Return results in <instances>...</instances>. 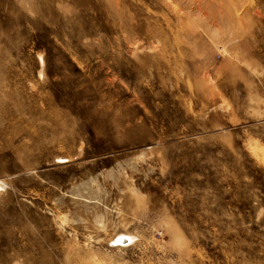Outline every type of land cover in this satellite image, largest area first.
<instances>
[{
  "label": "rangeland",
  "instance_id": "rangeland-1",
  "mask_svg": "<svg viewBox=\"0 0 264 264\" xmlns=\"http://www.w3.org/2000/svg\"><path fill=\"white\" fill-rule=\"evenodd\" d=\"M0 264H264V0H0Z\"/></svg>",
  "mask_w": 264,
  "mask_h": 264
},
{
  "label": "bare ground",
  "instance_id": "bare-ground-1",
  "mask_svg": "<svg viewBox=\"0 0 264 264\" xmlns=\"http://www.w3.org/2000/svg\"><path fill=\"white\" fill-rule=\"evenodd\" d=\"M221 88V87H220Z\"/></svg>",
  "mask_w": 264,
  "mask_h": 264
}]
</instances>
